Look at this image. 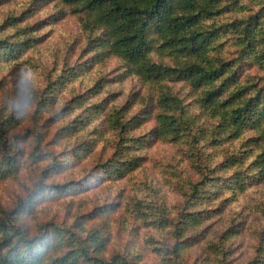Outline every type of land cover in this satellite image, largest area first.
<instances>
[{"label": "trees", "instance_id": "16d2710c", "mask_svg": "<svg viewBox=\"0 0 264 264\" xmlns=\"http://www.w3.org/2000/svg\"><path fill=\"white\" fill-rule=\"evenodd\" d=\"M68 16L80 31L34 98L44 123L28 149L14 133L19 104L7 84L0 88L8 99L0 182L38 171L25 199L0 208V264H144L137 246L111 252L119 207L107 198L71 223L31 227L27 217L46 202L136 178L157 161L159 144L174 150L179 200L169 205L146 186L132 197L131 237L148 233L156 264H264V0H29L0 21V68L19 69L42 32ZM113 60L120 63L110 69ZM127 82L134 85L124 93ZM47 138L59 153L42 152ZM245 234L254 245L238 259Z\"/></svg>", "mask_w": 264, "mask_h": 264}, {"label": "rangeland", "instance_id": "374dc122", "mask_svg": "<svg viewBox=\"0 0 264 264\" xmlns=\"http://www.w3.org/2000/svg\"><path fill=\"white\" fill-rule=\"evenodd\" d=\"M29 0H16L6 7L0 8V21L11 10H19ZM58 4H51L46 8V12L54 13ZM44 14L39 15L41 19ZM80 29L76 20L70 16L63 20L54 23L52 26L46 28L42 35H44V42L41 46L34 49V51L27 53V59L20 63L19 69L11 72L12 68L2 70L0 68V88L2 85L9 86V100L15 98L19 104L21 115V126L14 131L16 135L26 136L22 140V147L28 149L31 146L32 132L40 130L39 123H44L43 118L36 116V97L40 89L43 88L45 76L47 73L61 61L56 58L63 59L66 55L69 45L77 37ZM119 61H111L109 67L114 69L119 66ZM98 72L95 70V74ZM134 84L127 82L120 88L127 93ZM69 98V94H65V99ZM8 101L0 94V107L4 106ZM121 102L124 98H120ZM57 126L54 125L51 129L52 134ZM31 130V131H29ZM62 148L56 146L51 138H47L42 146V152L57 154ZM152 155L157 159L155 162H148L144 173H140L134 179H124L111 184L108 188L100 187L97 189L91 188L84 196L75 198H66L58 202H46L39 206L34 214L36 217H27L28 224L33 227L37 222L55 221L57 223H71L72 217L75 213L88 212L92 208L93 203H101L104 198L109 201L117 203L119 207V214L113 222V242L110 248L111 252L124 253L130 251L132 246H137L143 255L144 264H156L155 257L150 253L146 237L148 235L145 230L138 231L134 237H131L127 231L132 222L130 215L132 214L131 206L133 204L132 197L136 198L141 190H146V186L158 187L167 196V203L169 205L175 204L179 200L176 188L170 185V169L175 164L174 150L170 146L155 145L151 151ZM46 155L38 159L40 168L46 167L49 161H42ZM36 168V166H35ZM33 168L22 170L17 179H12L7 182H0V208H13L19 199H25L26 196L34 187L37 177ZM77 177V175H75ZM64 176L59 177V181H63ZM144 184H140V182ZM85 197V198H83ZM107 202V201H106ZM218 224L216 228L221 227ZM154 235V233H152ZM135 240V242H131ZM238 245L237 257L243 259L251 254L254 245L253 239L245 234L236 241ZM201 246L192 250L191 254L194 259L200 255Z\"/></svg>", "mask_w": 264, "mask_h": 264}]
</instances>
